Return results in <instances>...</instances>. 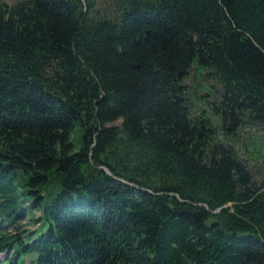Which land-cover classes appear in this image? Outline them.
I'll return each mask as SVG.
<instances>
[{
  "label": "trees",
  "instance_id": "1",
  "mask_svg": "<svg viewBox=\"0 0 264 264\" xmlns=\"http://www.w3.org/2000/svg\"><path fill=\"white\" fill-rule=\"evenodd\" d=\"M192 68L221 86L215 122ZM248 123L264 127V0L0 2V255L264 264V180L217 132Z\"/></svg>",
  "mask_w": 264,
  "mask_h": 264
},
{
  "label": "rangeland",
  "instance_id": "2",
  "mask_svg": "<svg viewBox=\"0 0 264 264\" xmlns=\"http://www.w3.org/2000/svg\"><path fill=\"white\" fill-rule=\"evenodd\" d=\"M18 0H0L2 3L12 5ZM184 84L188 90V97L191 102L192 108L196 113H206L216 121V116L212 113L211 103L221 101V86L213 81L211 78L205 76L199 69L192 68L189 71ZM122 120H118L115 123L121 125ZM218 136L221 140L234 144L238 154L242 161H244L254 175L256 182L260 183L264 180V127L262 125H256L253 123L246 124L239 132L228 138L224 131L217 127ZM82 139V133L80 128L76 129V132L72 135V141L75 145V149L80 148ZM36 217L40 215L38 210H35ZM23 224L26 229L35 228L29 217H27ZM0 264H7L10 259H6V256L0 255ZM6 259V260H5ZM19 264H31V257L21 253L19 257Z\"/></svg>",
  "mask_w": 264,
  "mask_h": 264
}]
</instances>
